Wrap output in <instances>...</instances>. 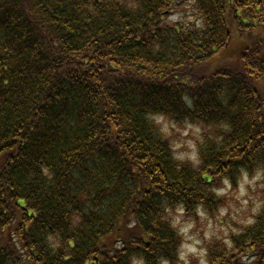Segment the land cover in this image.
<instances>
[{"label": "trees", "instance_id": "1", "mask_svg": "<svg viewBox=\"0 0 264 264\" xmlns=\"http://www.w3.org/2000/svg\"><path fill=\"white\" fill-rule=\"evenodd\" d=\"M246 175L210 263L264 264V0H0V264H182L177 207Z\"/></svg>", "mask_w": 264, "mask_h": 264}, {"label": "rangeland", "instance_id": "2", "mask_svg": "<svg viewBox=\"0 0 264 264\" xmlns=\"http://www.w3.org/2000/svg\"><path fill=\"white\" fill-rule=\"evenodd\" d=\"M174 16L177 17L178 15ZM159 121L164 128L167 127V132L174 140L173 146L176 156L181 159H195L197 154L195 139H199L200 129L197 131L195 127H190L187 130L175 129L172 131V126H170L167 121L164 119H160ZM176 144H179V147H175ZM245 178L248 182L244 183V195L241 196L240 184L245 181ZM260 181V176L249 177L246 175L241 178L235 188L226 187L225 191L222 192L224 204L213 217L209 218L203 215L202 218L191 221H184L181 219L182 225L183 223L189 222L194 224L190 234L197 236L202 241L199 247H203L207 251L210 247L208 245L211 244L210 241H212L213 238H226L229 232L236 230L242 224H246L243 223V221L253 218L257 212L254 213L252 209L256 207L257 204L261 206L262 203ZM237 197H239V199ZM245 200L248 201L247 205L243 204ZM222 212L223 214H221ZM206 232L210 233L207 239L205 238ZM205 258L208 261V253ZM188 259L190 264H199V259L192 255H190Z\"/></svg>", "mask_w": 264, "mask_h": 264}, {"label": "clouds", "instance_id": "3", "mask_svg": "<svg viewBox=\"0 0 264 264\" xmlns=\"http://www.w3.org/2000/svg\"><path fill=\"white\" fill-rule=\"evenodd\" d=\"M176 18L177 17H175V16L172 17L173 20ZM190 19H191V17H190ZM156 119H157V121H159L161 118H156ZM164 131L167 132V127H165ZM197 131H198V129H197ZM175 147H179V144H176ZM257 178H259V177H257ZM247 182L248 181L245 178V181H243L240 184V195L241 196L244 195V183H247ZM227 183L228 182L225 181V184H227ZM237 198L239 199V197H237ZM247 203H248L247 200L243 201L244 205H247ZM259 207H260L259 204H257L256 207H254L252 209V211L254 213L258 212ZM176 212H177V216L173 219L172 227L178 228V234L182 235V237H183V242L181 243L180 248L178 249L179 261L183 262V264H190L188 257L190 255H192V256L199 259V264H208V261L205 258L207 255L206 249H204L203 247H199L202 244V241L197 236L190 234L191 229L194 227V224L189 222V223H183V225H182L181 217H182L183 212H184L183 206H178L176 209ZM197 213L200 216L204 215L203 211H201L199 208H197ZM221 214H223V212ZM243 223L250 225L253 223V220L249 218L246 221H243ZM233 231H235V230H233ZM209 235H210V233L206 232L205 238L207 239L209 237ZM140 264H144L143 260L140 261ZM161 264H168V262L165 260V261H162Z\"/></svg>", "mask_w": 264, "mask_h": 264}]
</instances>
